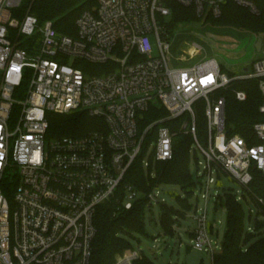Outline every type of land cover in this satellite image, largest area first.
<instances>
[{
    "label": "built area",
    "instance_id": "built-area-1",
    "mask_svg": "<svg viewBox=\"0 0 264 264\" xmlns=\"http://www.w3.org/2000/svg\"><path fill=\"white\" fill-rule=\"evenodd\" d=\"M226 1L96 0L71 36L33 14L20 18L23 0H0V264H90L100 206L132 208L143 193L124 184L127 172L141 155L145 169L172 160L181 132L193 138L191 158L204 180L195 184L205 206L193 204L192 247L213 262L222 242L208 202L216 200L215 211L219 201L225 207L211 186L230 176L242 190L228 192L246 203L252 170L264 172V121L252 126V138L229 134L226 93L244 102L247 92L234 83L256 80L264 96V56L238 75L223 72L206 55L177 67L203 55V48L193 41L186 44L196 48L193 54L186 46L175 57L174 37L159 18H170L169 2L194 8L200 18H218ZM230 1L259 14L250 0ZM259 38L262 51L264 35ZM150 111L166 114L147 122ZM72 112L88 114L96 127L80 136H57L50 116ZM199 112L206 119L204 144ZM162 186L147 194L148 212L168 204ZM247 230L254 232L251 224ZM142 256L128 249L115 264H134Z\"/></svg>",
    "mask_w": 264,
    "mask_h": 264
},
{
    "label": "trees",
    "instance_id": "trees-1",
    "mask_svg": "<svg viewBox=\"0 0 264 264\" xmlns=\"http://www.w3.org/2000/svg\"><path fill=\"white\" fill-rule=\"evenodd\" d=\"M250 1L258 7L259 14H253L249 9L228 0L222 5V14L218 18L210 14L200 18L194 8L169 2L168 6L172 11L170 18L167 20L159 18V21L171 35L175 34L178 26L191 25L203 19L205 25L212 27L234 28L257 36L264 35V0ZM96 6V0H23L18 16L21 18L28 13L33 14L39 19L40 24L52 21L60 33L76 36V20L84 11L94 10ZM188 39L195 41L192 37ZM93 68L97 73H103L99 66ZM233 87L246 91L248 97L246 101L240 102L234 93H226L228 133L252 138V126L264 121V114L260 112L261 106L264 105V96L256 80L237 81ZM165 114L163 111L151 115L150 111V114H147V122ZM97 122L83 112L50 116V127L57 136H80L94 129ZM198 127L200 139L206 142V119L202 112L198 114ZM192 143V136L181 132L174 138L172 160L151 163L148 169L143 166V155L134 162L125 176L124 184L133 185L143 193V196L130 209L117 204L100 206L95 217L97 233L90 264H114L118 254L133 248L132 240L135 239V234L147 235L146 214L149 209L147 194L160 185H177L186 191V198L175 196L180 203V209L166 203L159 207L161 227L166 234L175 235L174 225L179 222V218L186 217L193 209V204L189 201L196 184L189 167ZM252 172L250 192L245 199L246 203H253L255 214L253 216L250 212L247 213L244 203L238 202L231 192H226L220 197L221 204L227 212V228L223 236L222 251L214 256L212 264H264V172L259 170ZM9 188L10 186H6V191H9L7 190ZM11 195L9 194L10 198ZM246 220L253 226L254 232L247 230ZM134 264L154 262L143 255Z\"/></svg>",
    "mask_w": 264,
    "mask_h": 264
},
{
    "label": "rangeland",
    "instance_id": "rangeland-1",
    "mask_svg": "<svg viewBox=\"0 0 264 264\" xmlns=\"http://www.w3.org/2000/svg\"><path fill=\"white\" fill-rule=\"evenodd\" d=\"M204 21L203 19L191 25H180L177 27L175 34L172 35L175 47L172 51L174 56L178 57L183 53L182 51L187 46L186 44L193 42L188 39L190 37L195 38V42L202 46L203 55L188 62H176L175 66L180 68L192 66L206 55L216 58L223 72L238 75L243 69L251 66L252 62L264 56V50L258 51L256 49L257 35L234 28L212 27L211 25H205ZM157 53L156 48L155 55ZM201 142L204 144L203 140ZM199 158H202L200 154ZM189 167L193 180L198 185V182H202L203 179H199L197 176L198 170L193 158H191ZM161 189L168 204L180 209V203L175 196L180 195L182 198H186L185 189L177 185H163ZM230 190L236 192L242 190V187L230 176L223 175L221 179H218L211 186L210 192L212 195L217 193L223 196ZM193 192L195 195L190 197L189 201L192 204L198 203L199 208H204L205 203L201 198L200 188L198 186L193 188ZM215 201L211 197L208 202L210 222L216 224L215 232L218 231V238L222 242L227 228V212L225 208L221 207L220 201L218 203L219 209L215 211ZM244 206L247 213L250 208L253 209L254 216L255 206L253 203H244ZM153 212L147 211L146 214L147 235L135 234V239L132 240V246L135 251L148 257L154 264H212L210 254L192 247L190 232L195 229V222L191 218L194 214L193 211L188 212L186 217L180 219L174 236L166 234L161 227L160 208L158 205L153 207ZM219 220L221 223H219ZM249 223L246 220L247 226Z\"/></svg>",
    "mask_w": 264,
    "mask_h": 264
},
{
    "label": "water",
    "instance_id": "water-1",
    "mask_svg": "<svg viewBox=\"0 0 264 264\" xmlns=\"http://www.w3.org/2000/svg\"><path fill=\"white\" fill-rule=\"evenodd\" d=\"M256 49L258 51H261V49H262V39L261 38H259L258 41H257V43H256ZM243 71L244 72L245 71H248V68L243 69Z\"/></svg>",
    "mask_w": 264,
    "mask_h": 264
},
{
    "label": "bare ground",
    "instance_id": "bare-ground-1",
    "mask_svg": "<svg viewBox=\"0 0 264 264\" xmlns=\"http://www.w3.org/2000/svg\"><path fill=\"white\" fill-rule=\"evenodd\" d=\"M186 51L190 54H193L196 51V48L193 45H189L186 47Z\"/></svg>",
    "mask_w": 264,
    "mask_h": 264
}]
</instances>
